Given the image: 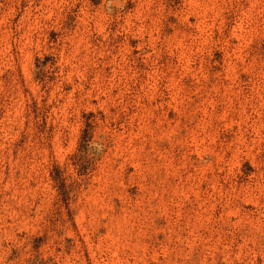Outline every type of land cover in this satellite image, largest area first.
Wrapping results in <instances>:
<instances>
[{
    "label": "rangeland",
    "instance_id": "obj_1",
    "mask_svg": "<svg viewBox=\"0 0 264 264\" xmlns=\"http://www.w3.org/2000/svg\"><path fill=\"white\" fill-rule=\"evenodd\" d=\"M0 264H264V0H0Z\"/></svg>",
    "mask_w": 264,
    "mask_h": 264
},
{
    "label": "trees",
    "instance_id": "obj_2",
    "mask_svg": "<svg viewBox=\"0 0 264 264\" xmlns=\"http://www.w3.org/2000/svg\"><path fill=\"white\" fill-rule=\"evenodd\" d=\"M89 126L90 125L87 124V128H85L82 131L78 152L75 153V155H74L75 159H77V160H79L85 156L86 151H87L86 148H91L93 146V144H92L93 142L91 143V141H90L91 136H90V133L88 131Z\"/></svg>",
    "mask_w": 264,
    "mask_h": 264
}]
</instances>
